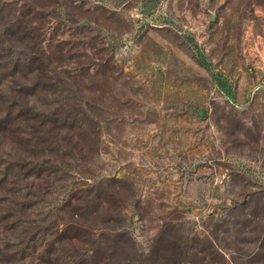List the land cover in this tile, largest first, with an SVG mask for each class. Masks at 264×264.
Here are the masks:
<instances>
[{
  "label": "rangeland",
  "instance_id": "374dc122",
  "mask_svg": "<svg viewBox=\"0 0 264 264\" xmlns=\"http://www.w3.org/2000/svg\"><path fill=\"white\" fill-rule=\"evenodd\" d=\"M27 10L46 69L37 78L58 79L55 90L98 137L85 157H63L86 176L87 223L144 248L165 236L168 259L157 253L147 264H253L254 253L264 264V0H0V30ZM96 181L112 193L101 192V214ZM4 196L0 264H10L19 239L2 220L13 207ZM184 241L193 248L180 254Z\"/></svg>",
  "mask_w": 264,
  "mask_h": 264
},
{
  "label": "trees",
  "instance_id": "16d2710c",
  "mask_svg": "<svg viewBox=\"0 0 264 264\" xmlns=\"http://www.w3.org/2000/svg\"><path fill=\"white\" fill-rule=\"evenodd\" d=\"M29 10L14 18H5L0 30V38L7 42L6 47L0 48L4 51L0 57H6L0 60V135L9 146V151L0 153V190L6 193L2 200L13 203L2 220L10 222L8 229L19 239L12 246L13 253L4 256L3 261L10 264H25L32 260L38 264H147L157 253L168 259L162 250L164 244H160L164 243L163 235H158L153 245L144 248L109 226V230L101 231L85 220L90 214L86 190L82 187L86 176L83 172L74 176L77 170L63 157H85L94 149L98 137L85 125V113L73 108L68 97L55 90L58 79L37 78L43 76L46 69L44 56L38 49L40 41L30 28ZM13 40L22 48L17 49L11 43ZM57 93L61 95L54 100L49 98ZM21 123L28 127L27 130L21 128ZM58 129L65 131L67 136L57 135ZM50 131L54 135L50 136ZM44 143L54 146L48 148ZM45 150L50 151V158L40 155ZM68 171H72L70 175ZM63 181L66 184L60 190L58 187H62L60 182ZM98 182L91 184V200L96 204L93 211L101 214V210L106 209L105 203L102 205L101 202H105L102 195L112 193L100 189ZM40 206L47 210L41 212L39 218H26L29 211ZM62 212L68 213V221L61 222L59 213ZM111 213H106V218L103 216L109 224L117 220ZM194 238L200 247L205 245L204 238ZM185 241L175 248L180 254L193 248L191 242ZM186 245L190 246L186 248ZM256 254L246 261L254 264L258 260ZM180 257L173 259L172 256L173 264H180V261L184 264Z\"/></svg>",
  "mask_w": 264,
  "mask_h": 264
}]
</instances>
